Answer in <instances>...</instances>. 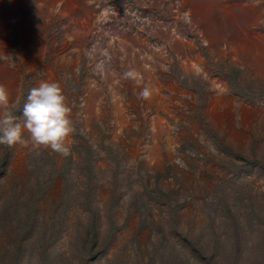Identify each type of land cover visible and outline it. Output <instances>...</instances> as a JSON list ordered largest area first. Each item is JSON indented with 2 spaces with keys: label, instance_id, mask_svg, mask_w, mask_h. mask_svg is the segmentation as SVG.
I'll return each mask as SVG.
<instances>
[{
  "label": "rangeland",
  "instance_id": "374dc122",
  "mask_svg": "<svg viewBox=\"0 0 264 264\" xmlns=\"http://www.w3.org/2000/svg\"><path fill=\"white\" fill-rule=\"evenodd\" d=\"M41 80L71 154L0 145V264H264V0H0Z\"/></svg>",
  "mask_w": 264,
  "mask_h": 264
},
{
  "label": "clouds",
  "instance_id": "9594fccd",
  "mask_svg": "<svg viewBox=\"0 0 264 264\" xmlns=\"http://www.w3.org/2000/svg\"><path fill=\"white\" fill-rule=\"evenodd\" d=\"M20 103L21 97L12 98L7 87L0 83V145L13 147L31 143L34 149H51L62 156L70 155V137L75 129L70 118L72 108L61 85L41 80L28 91L21 115L17 116L15 112Z\"/></svg>",
  "mask_w": 264,
  "mask_h": 264
},
{
  "label": "bare ground",
  "instance_id": "6f19581e",
  "mask_svg": "<svg viewBox=\"0 0 264 264\" xmlns=\"http://www.w3.org/2000/svg\"><path fill=\"white\" fill-rule=\"evenodd\" d=\"M195 68H196L197 72L201 71V69L198 66H195Z\"/></svg>",
  "mask_w": 264,
  "mask_h": 264
}]
</instances>
